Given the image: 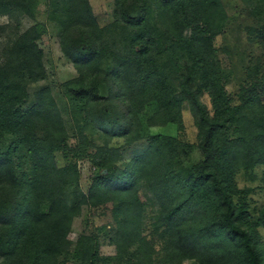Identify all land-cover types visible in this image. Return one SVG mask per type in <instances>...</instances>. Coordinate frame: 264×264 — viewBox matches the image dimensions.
<instances>
[{
    "label": "rangeland",
    "instance_id": "374dc122",
    "mask_svg": "<svg viewBox=\"0 0 264 264\" xmlns=\"http://www.w3.org/2000/svg\"><path fill=\"white\" fill-rule=\"evenodd\" d=\"M137 2L144 4L149 27L157 33L166 32L171 13L162 12L152 0ZM218 2L212 59L222 86L232 103H237L240 87L264 81V0ZM177 21L183 35L188 36L192 26L182 16ZM114 24V0H0V81H17L25 87L27 99L20 105L23 109L34 104L38 90L49 89L63 131L62 141L47 140V172L53 180L46 189L48 193H61L70 205L80 204L66 223L61 252L43 258L42 264H235L236 257L229 253L235 248L224 242L227 246L220 248L225 250L214 263L187 258L177 249L179 227L198 226L205 217L203 210L191 207L173 221V226L163 217L180 193L176 185L165 186L157 177L167 164L179 171L191 168L202 158L189 103L183 101L177 109L179 119L166 121V113L151 91L142 93L140 86L126 89L122 76L114 77L115 82L107 78L105 71L112 65L109 60L103 58L83 66L74 63L72 56L80 41L110 48L112 35L118 30ZM109 25L114 30H103ZM26 31L42 50L43 78H30L15 52L18 37ZM176 67L168 63L163 71L167 92H175ZM80 86L93 88L98 98H75L69 88ZM201 99L212 113L208 94L201 95ZM261 99L264 101V92ZM96 114L109 125L99 127L93 121ZM158 134L172 139L153 141L151 137ZM15 142L12 135H0L3 150ZM24 154L19 147L17 158L22 162H26ZM66 168L67 172H62ZM133 170L127 191L117 193L115 186ZM103 174L112 178L110 189L101 198L85 201L83 196L88 195L93 178ZM64 178L66 183L60 185L58 181ZM232 181L236 190L245 191L238 193L243 196L250 219L264 216V162L250 169L240 165ZM48 193L40 197L41 202L48 199ZM30 198L28 194L24 198L19 195L22 203ZM122 198L130 201L128 209L119 208ZM237 199L235 196L234 202ZM47 224L48 220L44 221L42 228ZM5 232L0 227V236ZM257 232V249L264 264V226H259ZM80 241L82 247L95 245L92 263L75 253ZM7 254L0 245V264H26L20 251Z\"/></svg>",
    "mask_w": 264,
    "mask_h": 264
},
{
    "label": "trees",
    "instance_id": "16d2710c",
    "mask_svg": "<svg viewBox=\"0 0 264 264\" xmlns=\"http://www.w3.org/2000/svg\"><path fill=\"white\" fill-rule=\"evenodd\" d=\"M152 1L162 12L171 13L166 32L157 33L149 27L144 4L137 0H114V25L118 30L112 35L113 45L108 48L105 44L97 46L91 41H80L72 59L82 66L103 58L109 60L112 65L105 71L107 78L115 82L114 77L122 76L126 89L140 86L142 93L151 91L166 113V121L179 119L177 109L183 101L189 103L196 119L202 158L191 168L179 171L167 164L163 174L157 177L165 186L174 184L179 188V199L163 215L168 225L173 226V221L193 206L205 215L198 226L176 225L179 227L175 236L177 249L187 258L214 263L225 250L220 248L228 244L232 250L235 248V252L228 251L236 257L235 264H263L257 249V228L264 226V216L250 219L243 196L239 195L245 191L236 190L232 178L240 165L250 169L264 162V101L261 99L264 81L240 87L237 103H232L222 86L212 59L218 0ZM87 12L91 14L89 7ZM179 16L192 26L188 36L177 25ZM103 30L114 28L109 25ZM15 52L30 78H43L42 50L29 31L18 37ZM168 63L177 66L174 93L164 90L163 71ZM69 89L75 98H98L91 87ZM203 94L209 96L212 113L202 102ZM26 99V89L20 82L0 81V135L9 134L17 140L4 150L0 148V227L6 229L0 236V245L8 254L20 251L26 264H42L43 258L61 252L66 223L80 204L70 205L61 193H48L46 189L53 180L47 172V140L62 141L63 131L62 119L49 89L41 88L32 106L20 108ZM93 121L99 127L109 125L98 114ZM151 138L155 142L172 139L161 134ZM19 147L25 152L26 162L17 158ZM133 174L134 170L129 171L125 180L115 186L117 193L127 191ZM111 180L106 174L96 175L84 200L106 195ZM58 183L63 185L66 179ZM44 193L49 194L48 199L41 202ZM27 194L32 201L22 203L19 195L24 198ZM235 196L237 202L233 200ZM118 204L119 208L128 209L130 201L122 198ZM47 220L49 224L42 228ZM74 251L92 263L96 247L93 244L82 247L80 241Z\"/></svg>",
    "mask_w": 264,
    "mask_h": 264
}]
</instances>
